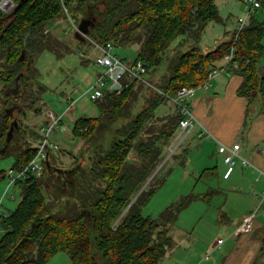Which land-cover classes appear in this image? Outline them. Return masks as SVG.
I'll use <instances>...</instances> for the list:
<instances>
[{"label": "trees", "instance_id": "obj_1", "mask_svg": "<svg viewBox=\"0 0 264 264\" xmlns=\"http://www.w3.org/2000/svg\"><path fill=\"white\" fill-rule=\"evenodd\" d=\"M66 6L78 24L82 19L93 22L89 38L121 47L137 45L135 60L144 63L148 75L178 48L167 61L165 73L151 77L169 97L183 87L201 85L212 69L222 67L233 45L234 31L230 40L214 49L200 48L206 27L224 23L215 0H66ZM258 11L264 17V0ZM63 16L58 0H27L11 19L0 17V147L4 154L15 133L23 136L20 151L13 154L11 169L17 172L35 157V143L42 138L40 132L19 122L23 110H42L41 95L46 88L40 82L36 59L45 51L57 58L69 52L68 45L45 34L47 26ZM263 37L264 20L251 16L234 45L236 54L229 66L237 65L234 70L243 77L237 93L249 103L259 95L264 99V68L260 71L258 66L264 55ZM93 102L98 116L79 118L72 126V134L91 146L90 177L83 173L81 180L75 179L80 189L70 184L59 214L49 210L41 179L31 175L18 179L14 184L22 189L20 201L0 215V264H46L61 252L72 264H159L174 244L169 225L201 198L195 194L182 197L158 221L141 214L163 180L157 179L156 172L148 187L143 186L178 132L176 109L158 114L172 104L168 98L135 82L121 94L106 93ZM259 110L264 113V102ZM214 170L204 169L200 177H210ZM72 173L68 170L63 177ZM3 177L1 171L0 179Z\"/></svg>", "mask_w": 264, "mask_h": 264}, {"label": "rangeland", "instance_id": "obj_2", "mask_svg": "<svg viewBox=\"0 0 264 264\" xmlns=\"http://www.w3.org/2000/svg\"><path fill=\"white\" fill-rule=\"evenodd\" d=\"M215 5L224 23L209 24L206 27L199 44L203 51L212 50L219 43L230 40L237 25V20L245 18L246 15L243 3L236 0H215ZM251 16H255L259 21L264 20L258 10ZM76 17L81 16L77 15ZM46 30L48 31L45 34L49 32L50 36L53 35L57 40L68 45L69 52L61 58H57L53 53L45 51L37 57L35 66L39 71L40 82L46 88V91L41 95L40 106L42 110H40V113H34L33 110H25L26 112H24L22 109L19 122H22L23 125L28 124L39 133V128L45 126L46 112H52L61 117L63 130L57 127L49 138L59 148L58 156L52 157L50 165L60 172L49 173L46 171L43 176L38 178L44 183V193L49 210L52 213L59 214L68 199L70 184L76 188L75 179L81 180L80 177L83 173L90 177L91 162L90 158L88 159V151L91 146L72 134V126L79 118H93L99 114L97 106L89 98L90 88L99 70L92 63L96 52L88 43L77 42L74 30L67 21L66 15L47 26ZM177 42L172 44V48ZM261 43L264 45V37ZM177 49L175 48L172 50L173 52L166 55L163 63L155 70L154 74H147V79L150 82L153 81L151 77L158 78V76L165 73L168 65L167 61L173 57L174 51ZM137 50V45L115 46L113 53L126 62H132L135 60ZM82 53L85 56H82ZM258 66L260 71H263L264 55L260 57ZM1 89L2 84L0 83ZM66 97H70L71 100L75 101L72 112L65 111L68 105ZM263 102L264 99L259 95L252 102L253 109L262 108ZM191 109L193 111L192 105ZM174 110L175 107L170 103L165 108L160 109L158 114L173 113ZM190 137L176 148L171 155L169 154V146L174 142L175 137L170 141L163 150V161L143 186V188L148 187L156 172L157 179L163 180L162 184L157 186L150 201L141 208L142 216H149L156 221L159 220L160 214L167 207L177 203L182 197L190 194L201 196L200 199L195 200L178 214L175 224L169 225V236L174 244L167 250L165 259L159 264H194L196 262H200V264H221L224 258V254L217 255L220 250L216 251L214 244L218 239L223 241L226 239L230 224L225 222L224 219L225 215L223 213L226 211L220 209L223 208L222 200L219 196H214L213 193V189H217L216 187L223 183L224 172L220 170L210 177H200L203 169L211 168L213 162H207L205 158L197 153V150H193L194 145L188 148L185 153V148L182 145H185L189 140H193ZM22 142L23 136L15 133L4 154L1 152L2 148L0 147V172H4V177L0 179V215L13 210L21 199V187L10 184L7 172L13 166V154L20 151L23 145ZM37 144L35 143V146ZM209 149L211 155L214 149L211 145H209ZM211 160L215 162V157H212ZM68 170L73 173L66 175L64 178L63 173ZM207 185L209 186L207 187ZM80 188V186L77 187V189ZM208 194L210 196L204 197ZM1 234L2 231L0 230ZM231 245V240L227 238L225 245L222 247V253L227 252ZM46 264H72V262L66 253L61 252ZM254 264H264V257L258 258Z\"/></svg>", "mask_w": 264, "mask_h": 264}, {"label": "crops", "instance_id": "obj_3", "mask_svg": "<svg viewBox=\"0 0 264 264\" xmlns=\"http://www.w3.org/2000/svg\"><path fill=\"white\" fill-rule=\"evenodd\" d=\"M234 69L218 74L208 89L196 91L191 101L195 125L187 136L193 140L182 147L186 153L194 145L193 150H197L207 162H213L211 168H215V175L226 168L222 155L217 152L218 146L240 145L239 154L250 166H243L238 161L232 175L228 179L222 178L223 183L213 189L214 196L222 200L223 208L220 209L226 211L223 213L225 222L230 224L226 239L220 245L216 242L214 249L220 250L217 255L224 254L221 264H254L258 258L264 257V254L260 255L264 241V200L261 199L264 193V113L260 107L253 109L247 98L238 95L243 77ZM199 133H203L202 138H198ZM209 145L214 149L211 155ZM53 156L57 157L56 153ZM53 156L49 157V165ZM253 210H256L253 230L238 233L242 219ZM227 238L232 245L222 253Z\"/></svg>", "mask_w": 264, "mask_h": 264}, {"label": "built area", "instance_id": "obj_4", "mask_svg": "<svg viewBox=\"0 0 264 264\" xmlns=\"http://www.w3.org/2000/svg\"><path fill=\"white\" fill-rule=\"evenodd\" d=\"M60 3L64 14L66 15L67 21L70 23L74 33L78 32V23L76 20L70 16L66 0H58ZM244 10L246 12L245 18H239L237 20V25L234 29L233 34V45L230 48L229 53H227L223 60L224 63L222 67L217 69H212L206 80L201 83L198 87H183L176 93L175 96L169 97L168 95L161 92L153 82L147 79V68L139 60H134L132 62H126L122 60L118 55L113 53L115 45L112 42L99 43L87 35L81 34L83 40L81 42L88 43L92 49L96 52V56L93 58V66L99 71L96 73V79L90 88L89 98L91 101H97L104 97L106 93L121 94L125 88H127L132 83H141L146 87L158 92L159 94L168 98L174 105L180 120L178 125V132L175 136L174 142L169 146V154H173L176 148H178L183 141L187 138L190 132L193 130L195 125V118L191 109V101L195 96V93L199 89H208L211 86L212 80L220 73L229 69L230 64L235 58L236 49L235 43L238 39L239 34L244 29L251 15L257 11L261 6V0H244L243 2ZM17 6L15 0H0V17H6L11 14ZM48 30L45 31V33ZM85 56L84 53L81 54ZM234 65L233 68H236ZM68 105L66 107V112H70L73 109L75 101L67 97ZM46 123L45 126L39 128V132L42 135L41 140L37 144V153L35 157L30 161V163L21 171H15L13 169L8 170L7 176L9 177L10 184H14L18 179H24L28 176H34L40 178L43 176L46 163L49 160L50 155L58 152L59 148L57 145L50 141V135L55 132L57 127L62 128L61 117L52 113L46 112ZM203 133L198 134V138H202ZM210 138V137H209ZM240 145L232 144L231 146L219 145L217 152L222 155L223 163L226 168L223 174V179H228L238 161H240L243 166H250V163L243 158L240 154ZM264 200V193L261 197ZM256 219V210L246 215L237 228L238 233H249L253 230L254 221ZM223 240L219 239L217 244H222Z\"/></svg>", "mask_w": 264, "mask_h": 264}, {"label": "water", "instance_id": "obj_5", "mask_svg": "<svg viewBox=\"0 0 264 264\" xmlns=\"http://www.w3.org/2000/svg\"><path fill=\"white\" fill-rule=\"evenodd\" d=\"M26 1H27V0H20V1L17 3V6H16V8L14 9V11H13L11 14L7 15V16L4 18V20H9V19H11V17L14 15V13L16 12V10H17L22 4H24ZM92 23H93V22H92L91 20L82 19V20L79 22V25H78V32H76V34H75V38H76L77 40H79V41H82L83 38H82L81 34L87 35L88 32H89V27L92 26ZM11 132H12V128H11V130H10V132H9V135H8V139H7L8 141H10V139H11ZM46 167H47L48 171H52V172H53V171H55V172H60L58 169H52V168L50 167L49 163H46Z\"/></svg>", "mask_w": 264, "mask_h": 264}]
</instances>
